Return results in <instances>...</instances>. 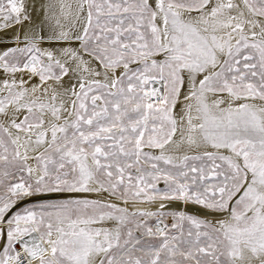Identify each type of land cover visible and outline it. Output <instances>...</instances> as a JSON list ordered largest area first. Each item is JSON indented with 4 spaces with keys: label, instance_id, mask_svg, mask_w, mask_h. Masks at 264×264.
I'll return each instance as SVG.
<instances>
[{
    "label": "snow or ice",
    "instance_id": "snow-or-ice-1",
    "mask_svg": "<svg viewBox=\"0 0 264 264\" xmlns=\"http://www.w3.org/2000/svg\"><path fill=\"white\" fill-rule=\"evenodd\" d=\"M0 235V264H264V0H0Z\"/></svg>",
    "mask_w": 264,
    "mask_h": 264
},
{
    "label": "rangeland",
    "instance_id": "rangeland-1",
    "mask_svg": "<svg viewBox=\"0 0 264 264\" xmlns=\"http://www.w3.org/2000/svg\"><path fill=\"white\" fill-rule=\"evenodd\" d=\"M0 240H2V242H6L5 238L2 235H0Z\"/></svg>",
    "mask_w": 264,
    "mask_h": 264
},
{
    "label": "water",
    "instance_id": "water-1",
    "mask_svg": "<svg viewBox=\"0 0 264 264\" xmlns=\"http://www.w3.org/2000/svg\"><path fill=\"white\" fill-rule=\"evenodd\" d=\"M0 242H2V240H0Z\"/></svg>",
    "mask_w": 264,
    "mask_h": 264
},
{
    "label": "bare ground",
    "instance_id": "bare-ground-1",
    "mask_svg": "<svg viewBox=\"0 0 264 264\" xmlns=\"http://www.w3.org/2000/svg\"><path fill=\"white\" fill-rule=\"evenodd\" d=\"M193 207H195V206H193Z\"/></svg>",
    "mask_w": 264,
    "mask_h": 264
}]
</instances>
